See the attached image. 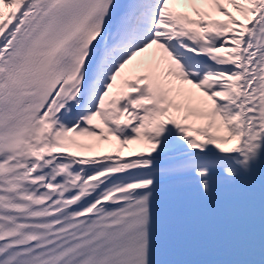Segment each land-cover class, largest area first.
Listing matches in <instances>:
<instances>
[{"label": "snow or ice", "instance_id": "1", "mask_svg": "<svg viewBox=\"0 0 264 264\" xmlns=\"http://www.w3.org/2000/svg\"><path fill=\"white\" fill-rule=\"evenodd\" d=\"M190 210L264 264V0H0V264H188Z\"/></svg>", "mask_w": 264, "mask_h": 264}]
</instances>
